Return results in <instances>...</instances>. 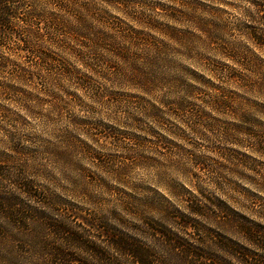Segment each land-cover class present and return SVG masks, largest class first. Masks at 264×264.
Returning <instances> with one entry per match:
<instances>
[{"label":"rangeland","instance_id":"1","mask_svg":"<svg viewBox=\"0 0 264 264\" xmlns=\"http://www.w3.org/2000/svg\"><path fill=\"white\" fill-rule=\"evenodd\" d=\"M0 3L10 239L168 205L207 264L264 263V0Z\"/></svg>","mask_w":264,"mask_h":264},{"label":"trees","instance_id":"2","mask_svg":"<svg viewBox=\"0 0 264 264\" xmlns=\"http://www.w3.org/2000/svg\"><path fill=\"white\" fill-rule=\"evenodd\" d=\"M2 12L0 43L8 24ZM129 206L133 210H129L132 218H127L123 210L112 209L97 212L93 219L84 218L81 222H72L67 217L52 219L45 225L44 238L38 243L36 238L32 240L19 234L17 239H10L7 234L11 231L0 225V236H3L0 264H207L208 259L201 253L203 246L193 237L202 231L199 222L181 221L169 212L168 205L154 210L144 204ZM190 211L197 216V211ZM149 213L154 217L147 218ZM168 221L178 227H164ZM34 231L30 235L37 232ZM246 259L247 264H264L253 260L252 255Z\"/></svg>","mask_w":264,"mask_h":264},{"label":"clouds","instance_id":"3","mask_svg":"<svg viewBox=\"0 0 264 264\" xmlns=\"http://www.w3.org/2000/svg\"><path fill=\"white\" fill-rule=\"evenodd\" d=\"M243 3L245 4L246 7L251 8L252 6L248 3V0H243Z\"/></svg>","mask_w":264,"mask_h":264}]
</instances>
